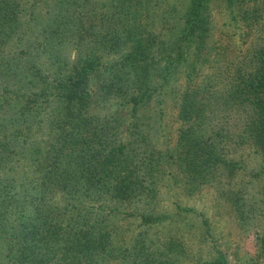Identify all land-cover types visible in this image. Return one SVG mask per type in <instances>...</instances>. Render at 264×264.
I'll return each mask as SVG.
<instances>
[{"label": "trees", "instance_id": "16d2710c", "mask_svg": "<svg viewBox=\"0 0 264 264\" xmlns=\"http://www.w3.org/2000/svg\"><path fill=\"white\" fill-rule=\"evenodd\" d=\"M163 1L0 0V264H171L161 185L264 174V0Z\"/></svg>", "mask_w": 264, "mask_h": 264}, {"label": "rangeland", "instance_id": "374dc122", "mask_svg": "<svg viewBox=\"0 0 264 264\" xmlns=\"http://www.w3.org/2000/svg\"><path fill=\"white\" fill-rule=\"evenodd\" d=\"M162 6H172V14L181 13L185 7L184 0H164L157 7L159 12ZM222 3L210 1L208 10L223 11ZM166 11L163 13L166 15ZM158 14H161L159 13ZM216 12L214 18L221 20ZM217 22V21H216ZM176 78L172 81L175 82ZM180 81V80H179ZM165 102V101H163ZM156 103L151 101V106ZM163 104V103H162ZM164 106H166L164 104ZM170 108V107H169ZM171 109V108H170ZM167 114L165 115L167 118ZM157 144H163L162 136L155 133ZM256 160V159H255ZM255 160L248 158L246 164ZM256 183L248 185L244 190L236 189L238 186L230 185L229 189L235 197L218 195L215 190L201 187L186 193L176 184H164L158 189L154 210L160 213L173 214L183 206L188 210L176 215L184 230L181 238V249L174 256L171 264H210L216 252H221L230 264H264V174H259ZM241 195V196H240ZM168 219L151 221L148 227V236L154 242L157 238L165 237L169 223ZM140 226V225H139ZM172 226V225H171ZM137 229V227H136ZM133 231L127 233L132 235ZM127 264L133 263V258H127ZM108 264H125L112 259Z\"/></svg>", "mask_w": 264, "mask_h": 264}]
</instances>
